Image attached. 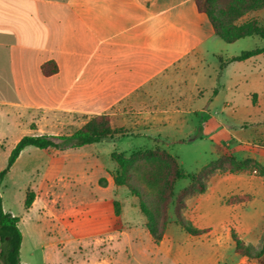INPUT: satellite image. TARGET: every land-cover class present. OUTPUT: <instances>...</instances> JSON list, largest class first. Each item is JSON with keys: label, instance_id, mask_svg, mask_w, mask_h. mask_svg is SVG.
<instances>
[{"label": "rangeland", "instance_id": "obj_1", "mask_svg": "<svg viewBox=\"0 0 264 264\" xmlns=\"http://www.w3.org/2000/svg\"><path fill=\"white\" fill-rule=\"evenodd\" d=\"M247 16L252 17L239 23L258 18L264 26V9ZM262 42L259 37H251L232 46L240 54L263 47ZM205 70L211 75L203 81L207 87L216 83L217 78L225 83L226 77L235 73L238 88L221 90L219 95H211L207 89L204 94L211 97L205 96V111L199 112L200 121H205L197 128L186 125L162 131L164 137L176 142L129 136L116 143L102 142L78 150L25 149L1 189L4 209L20 219L24 236L21 264H86L90 259H97L94 264H260L257 259L236 252L232 233L253 255L264 250V176L261 175L264 96L256 91L252 93L258 89L256 76L252 85L245 81V76L251 72L264 73V62L262 59L247 63L209 62ZM0 100L8 98L1 96ZM4 109L0 105V134L4 133L0 135V171L7 167L16 139L26 135H69L78 130L76 118L38 112L29 113L26 127L15 128ZM116 130L123 136L126 132ZM195 135L200 136L192 139ZM145 150L168 152L177 158L186 175L185 179L175 182L167 222L158 221L159 230L163 229L161 241L151 235L147 228L149 219L141 211L139 198L126 187L109 193L111 215L118 217L109 216L108 207L75 209L77 200L88 202L85 199L95 195L92 189L101 179L119 172L114 155L125 154L129 158ZM237 163H245L240 171L235 170ZM199 173L198 178L205 187L203 194L192 187L189 178ZM131 180L136 182L135 178ZM31 192L34 201L29 210L25 199ZM244 194L250 195L251 200L227 204L230 197ZM151 196H145L149 205H152ZM179 201L183 205H179ZM179 217L191 221L197 228L210 227V231L193 237L179 224ZM57 226L84 237L124 228L125 237L119 242L110 237L104 243L98 241L101 247L92 248L86 247L89 238L58 239ZM132 230L136 238L126 239V233ZM65 247V252L60 253Z\"/></svg>", "mask_w": 264, "mask_h": 264}, {"label": "crops", "instance_id": "obj_2", "mask_svg": "<svg viewBox=\"0 0 264 264\" xmlns=\"http://www.w3.org/2000/svg\"><path fill=\"white\" fill-rule=\"evenodd\" d=\"M195 1L0 0V97L8 98L0 105L6 116L15 128L26 127L30 112L67 116L79 120L80 129L91 117L108 115L114 129L126 132L118 140L103 142L129 136L176 142L162 131L197 128L205 121L199 117L205 111V96L238 88L235 73L225 83L217 78L210 87L204 85L211 78L205 65L230 63L229 58L239 55L232 45L246 39L224 42ZM248 17L252 16L244 19ZM257 59L264 62V53L238 63ZM47 63H54L57 72L45 75L42 66ZM259 71L245 76V81L252 85L256 76L258 89L252 93L264 96V73ZM207 89L210 96L204 94ZM120 187L113 176L103 178L92 189L95 195L85 199L88 202L77 200L75 209L109 210V193ZM109 216L118 217L111 209ZM205 228L210 229H200ZM123 230L84 237L57 226L55 234L68 241L89 238L86 247L93 248L110 237L119 242L125 237ZM126 234V239L136 238L133 230ZM90 260L86 264L97 259Z\"/></svg>", "mask_w": 264, "mask_h": 264}, {"label": "trees", "instance_id": "obj_3", "mask_svg": "<svg viewBox=\"0 0 264 264\" xmlns=\"http://www.w3.org/2000/svg\"><path fill=\"white\" fill-rule=\"evenodd\" d=\"M197 8L205 13L218 37L224 42L232 44L247 37H259L264 39V26L257 19H249L239 23L251 12L264 9V0H196ZM264 53V48H256L243 51L238 56L229 58L230 62H241L251 57ZM45 75L57 72L54 63L42 66ZM195 135L192 139L198 138ZM123 135L113 128L111 118L108 115H97L91 117L80 129L69 135H26L23 136L12 149L8 158L7 167L0 171V264H21V248L23 244V233L20 229L18 216L4 209L1 189L3 182L20 154L28 147L40 150H78L103 141L118 140ZM183 142V141H182ZM114 155V154H113ZM118 164L119 172L114 173L113 178L117 186L128 188L140 200L141 211L148 217L147 228L156 241L162 240V230H159L158 221L167 222V211L172 206L175 182L186 178L177 158L166 151L145 150L133 153L129 158L125 154L114 155ZM211 165V164H210ZM245 163H237L235 170L240 171ZM264 176V168H261ZM189 176L193 185L200 194L205 193V187L198 178ZM135 178L136 182L131 179ZM189 189V191L192 189ZM147 194L152 195V205L145 200ZM251 196L248 194L235 195L229 198L228 205H237L248 202ZM34 201L31 192L25 199V207L29 209ZM179 205H183L181 201ZM179 224L191 236L198 237L208 233L209 228H197L191 221L180 218ZM163 228V226H162ZM232 238L236 244V252L249 259H257L264 264V250L253 255L241 239L233 232Z\"/></svg>", "mask_w": 264, "mask_h": 264}]
</instances>
